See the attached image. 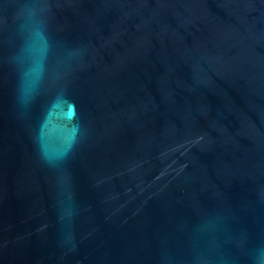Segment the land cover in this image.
I'll return each instance as SVG.
<instances>
[{"label": "water", "instance_id": "95a60500", "mask_svg": "<svg viewBox=\"0 0 264 264\" xmlns=\"http://www.w3.org/2000/svg\"><path fill=\"white\" fill-rule=\"evenodd\" d=\"M0 264H264V0H0Z\"/></svg>", "mask_w": 264, "mask_h": 264}]
</instances>
